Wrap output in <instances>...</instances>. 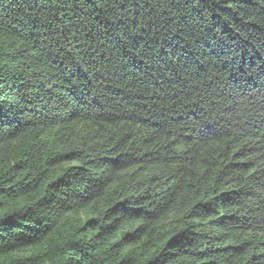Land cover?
<instances>
[{"label":"trees","instance_id":"1","mask_svg":"<svg viewBox=\"0 0 264 264\" xmlns=\"http://www.w3.org/2000/svg\"><path fill=\"white\" fill-rule=\"evenodd\" d=\"M0 264H264V0H0Z\"/></svg>","mask_w":264,"mask_h":264}]
</instances>
